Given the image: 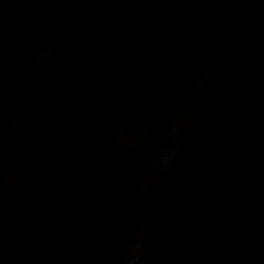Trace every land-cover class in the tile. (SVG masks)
Returning <instances> with one entry per match:
<instances>
[{"label":"water","instance_id":"obj_1","mask_svg":"<svg viewBox=\"0 0 264 264\" xmlns=\"http://www.w3.org/2000/svg\"><path fill=\"white\" fill-rule=\"evenodd\" d=\"M0 264H264V0H0Z\"/></svg>","mask_w":264,"mask_h":264}]
</instances>
